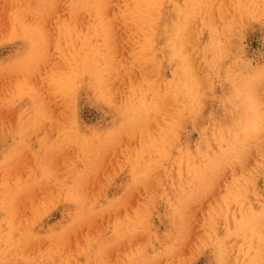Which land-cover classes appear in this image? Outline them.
<instances>
[{
	"label": "rangeland",
	"instance_id": "rangeland-1",
	"mask_svg": "<svg viewBox=\"0 0 264 264\" xmlns=\"http://www.w3.org/2000/svg\"><path fill=\"white\" fill-rule=\"evenodd\" d=\"M0 264H264V0H0Z\"/></svg>",
	"mask_w": 264,
	"mask_h": 264
}]
</instances>
